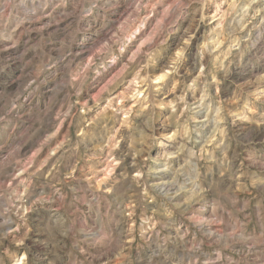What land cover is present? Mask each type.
Instances as JSON below:
<instances>
[{
    "label": "rangeland",
    "instance_id": "374dc122",
    "mask_svg": "<svg viewBox=\"0 0 264 264\" xmlns=\"http://www.w3.org/2000/svg\"><path fill=\"white\" fill-rule=\"evenodd\" d=\"M0 264H264V0H0Z\"/></svg>",
    "mask_w": 264,
    "mask_h": 264
}]
</instances>
